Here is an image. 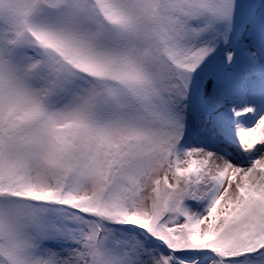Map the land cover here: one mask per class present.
<instances>
[{
    "label": "snow or ice",
    "instance_id": "6c2138e0",
    "mask_svg": "<svg viewBox=\"0 0 264 264\" xmlns=\"http://www.w3.org/2000/svg\"><path fill=\"white\" fill-rule=\"evenodd\" d=\"M0 264H264V0H0Z\"/></svg>",
    "mask_w": 264,
    "mask_h": 264
}]
</instances>
